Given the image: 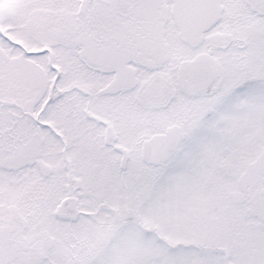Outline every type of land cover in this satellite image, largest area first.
Wrapping results in <instances>:
<instances>
[{
	"label": "snow or ice",
	"instance_id": "6c2138e0",
	"mask_svg": "<svg viewBox=\"0 0 264 264\" xmlns=\"http://www.w3.org/2000/svg\"><path fill=\"white\" fill-rule=\"evenodd\" d=\"M0 264H264V0H0Z\"/></svg>",
	"mask_w": 264,
	"mask_h": 264
}]
</instances>
